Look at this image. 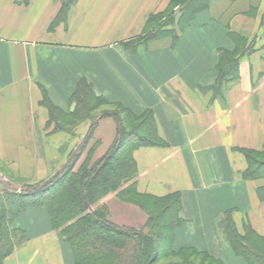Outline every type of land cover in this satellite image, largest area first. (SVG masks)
I'll list each match as a JSON object with an SVG mask.
<instances>
[{
  "label": "crops",
  "instance_id": "obj_1",
  "mask_svg": "<svg viewBox=\"0 0 264 264\" xmlns=\"http://www.w3.org/2000/svg\"><path fill=\"white\" fill-rule=\"evenodd\" d=\"M178 1L0 0V195L50 182L82 147L91 165L110 151L123 132L116 112L63 129L86 87L93 101L142 118L153 143L133 152L137 175L121 190L180 199L164 256L249 264L222 222L264 242V179L246 178L247 156L264 153V0H201L192 15ZM165 22L175 37L151 38ZM223 59L236 62L233 76L223 77ZM119 192L94 209L146 231L149 215ZM11 228L24 242L0 264H76L46 206L27 207Z\"/></svg>",
  "mask_w": 264,
  "mask_h": 264
},
{
  "label": "trees",
  "instance_id": "obj_2",
  "mask_svg": "<svg viewBox=\"0 0 264 264\" xmlns=\"http://www.w3.org/2000/svg\"><path fill=\"white\" fill-rule=\"evenodd\" d=\"M178 2L184 6L182 12L189 15L205 7L200 4L201 0ZM167 25L168 22L163 23L151 38H167L171 34L175 37L174 30L171 31L173 33L163 31ZM223 62H226V67L229 68L227 71L223 70V77L229 73L233 76L236 62L231 59H223ZM92 98L91 91L86 87H79L76 95L77 116L72 119L65 116L63 129L73 128L75 119L80 123L92 112ZM54 116L52 113L51 120H54ZM123 134L124 130L110 151L91 166H83L75 171L74 167L70 168L68 165L53 180L38 185L32 191L0 195L1 261L24 242V236L11 227L19 214L31 205L46 206L53 222L63 227V237L73 251L76 264H154L159 255V246L167 247V251L160 252L161 256L172 253L170 247L173 229L178 224L176 216L180 210L179 197L167 201L151 200L154 204L167 206L158 217L148 214L146 231L118 227L109 221V212L105 207L94 209L103 198L110 193L119 192L136 177L133 152L141 146L153 145L148 139L137 143L123 142ZM91 137L89 134L85 142ZM259 156H264V153L247 156L251 168L246 174L247 179H264V161L260 162L257 159ZM130 194L138 197L134 186L119 192L123 199ZM260 197L264 200V190L260 192ZM164 221L168 223L164 224ZM222 226L239 256L244 257L249 264H264V242H260L255 236L247 237V242L242 241L236 235L228 217L223 220Z\"/></svg>",
  "mask_w": 264,
  "mask_h": 264
},
{
  "label": "rangeland",
  "instance_id": "obj_3",
  "mask_svg": "<svg viewBox=\"0 0 264 264\" xmlns=\"http://www.w3.org/2000/svg\"><path fill=\"white\" fill-rule=\"evenodd\" d=\"M202 4V3H200ZM93 107H92V112L93 114L96 113H100V112H104V111H112V112H116L118 114L121 115L122 119H123V130H124V134L122 136L123 142H130V143H137L140 140H144L146 139L143 135L142 129H141V122L143 121L142 118H136L134 119L133 117H131V114L127 113V111H125L124 109H118L117 107H106L104 106L103 103H99L97 100L93 101ZM84 152V147H82L80 149V151L73 157V161L71 163H69V167H74L77 171L79 170L81 167H88L89 165L91 166V161L83 160V158H81V154ZM257 159L262 162L264 161V156H259L257 157ZM258 163V162H257ZM260 164V163H259ZM38 185H34V186H24L21 189H19L18 191L21 193V191H32L34 189L37 188ZM113 193H110L109 195H111ZM17 198H15L16 200ZM18 201V199H17ZM126 201L130 202V203H136L142 211L146 212V214H150L153 217H158L162 211L166 208V204H154L151 202V200H149L148 198H138L133 194H130L127 196ZM28 203V201H20V203ZM170 203H168L169 205ZM168 223L164 221V224ZM159 250V255L157 257V259L154 261V264H181L179 263L180 259H176V258H166L161 257L160 252H163L164 250H167V247L164 246H159L158 248ZM203 264H214L210 261H206V260H202ZM181 262V260H180ZM199 261H195V264H198Z\"/></svg>",
  "mask_w": 264,
  "mask_h": 264
},
{
  "label": "bare ground",
  "instance_id": "obj_4",
  "mask_svg": "<svg viewBox=\"0 0 264 264\" xmlns=\"http://www.w3.org/2000/svg\"><path fill=\"white\" fill-rule=\"evenodd\" d=\"M148 71H149V73H150V75L151 76H153V77H156L157 76V70L154 68V67H149L148 68Z\"/></svg>",
  "mask_w": 264,
  "mask_h": 264
}]
</instances>
